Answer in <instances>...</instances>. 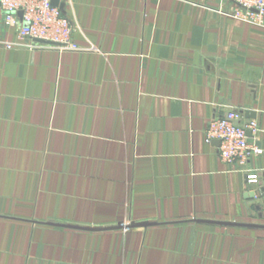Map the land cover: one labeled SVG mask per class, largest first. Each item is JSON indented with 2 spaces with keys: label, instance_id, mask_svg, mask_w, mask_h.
Listing matches in <instances>:
<instances>
[{
  "label": "crops",
  "instance_id": "obj_1",
  "mask_svg": "<svg viewBox=\"0 0 264 264\" xmlns=\"http://www.w3.org/2000/svg\"><path fill=\"white\" fill-rule=\"evenodd\" d=\"M60 8L76 50L0 45V264H264V27L223 0ZM230 110L259 127L243 169L205 141Z\"/></svg>",
  "mask_w": 264,
  "mask_h": 264
},
{
  "label": "built area",
  "instance_id": "obj_2",
  "mask_svg": "<svg viewBox=\"0 0 264 264\" xmlns=\"http://www.w3.org/2000/svg\"><path fill=\"white\" fill-rule=\"evenodd\" d=\"M61 1L0 0L3 23L14 31L19 41L28 42V45L76 50L77 47L71 42L70 21L61 15ZM223 1L232 7L229 14L231 18L264 27V0ZM14 46V43L4 45L6 49ZM241 120L242 115L235 110L213 117L205 129V141L209 144L218 141L220 160L228 166L243 169L251 159L260 157L263 151L253 143L259 132L257 122L248 120L242 123ZM246 179L248 183L254 184L257 176L246 175Z\"/></svg>",
  "mask_w": 264,
  "mask_h": 264
},
{
  "label": "rangeland",
  "instance_id": "obj_3",
  "mask_svg": "<svg viewBox=\"0 0 264 264\" xmlns=\"http://www.w3.org/2000/svg\"><path fill=\"white\" fill-rule=\"evenodd\" d=\"M0 13H1V17H0V29H1V33H2V35H3L2 38L0 39V45L4 48V45H5V44H13V43L7 41V40L4 38V36L7 34L8 31H10V29H8V28L4 25V23H3L4 18H3L2 12L0 11Z\"/></svg>",
  "mask_w": 264,
  "mask_h": 264
},
{
  "label": "water",
  "instance_id": "obj_4",
  "mask_svg": "<svg viewBox=\"0 0 264 264\" xmlns=\"http://www.w3.org/2000/svg\"><path fill=\"white\" fill-rule=\"evenodd\" d=\"M54 3H56V1H54ZM39 43H42L41 41H39ZM249 137H250V134L248 133L247 134ZM216 145L218 146V141H215ZM198 222H203V223H209V224H218V225H221V224H225V223H221V222H212V221H198ZM57 226H61V225H57ZM145 226H148V224H139V225H130L128 227L132 228V227H145ZM65 227H70V228H79V227H72V226H65ZM111 228H114V229H120L121 227H111ZM86 229V228H85ZM86 230H91V229H86Z\"/></svg>",
  "mask_w": 264,
  "mask_h": 264
}]
</instances>
